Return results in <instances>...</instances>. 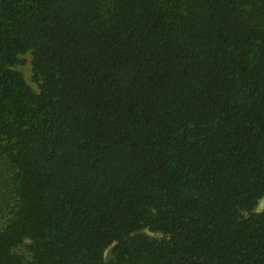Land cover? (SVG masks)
I'll return each instance as SVG.
<instances>
[{
  "label": "trees",
  "instance_id": "16d2710c",
  "mask_svg": "<svg viewBox=\"0 0 264 264\" xmlns=\"http://www.w3.org/2000/svg\"><path fill=\"white\" fill-rule=\"evenodd\" d=\"M263 195L264 0H0V264H264Z\"/></svg>",
  "mask_w": 264,
  "mask_h": 264
},
{
  "label": "rangeland",
  "instance_id": "374dc122",
  "mask_svg": "<svg viewBox=\"0 0 264 264\" xmlns=\"http://www.w3.org/2000/svg\"><path fill=\"white\" fill-rule=\"evenodd\" d=\"M19 62L16 63L13 66V69L19 71L26 82L31 86V88L38 92V82L35 79L33 72H32V65H31V60H32V54L30 51H27L26 53L19 55ZM264 209V195L258 200L257 205L255 206V211H261ZM109 250L105 252V257L108 256Z\"/></svg>",
  "mask_w": 264,
  "mask_h": 264
}]
</instances>
